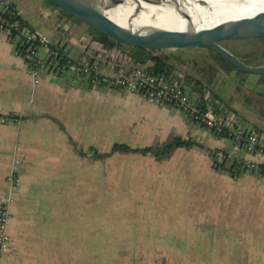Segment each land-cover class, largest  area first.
Instances as JSON below:
<instances>
[{"label": "crops", "instance_id": "obj_1", "mask_svg": "<svg viewBox=\"0 0 264 264\" xmlns=\"http://www.w3.org/2000/svg\"><path fill=\"white\" fill-rule=\"evenodd\" d=\"M52 12L61 13L55 6ZM58 16L57 25L69 28ZM71 42L74 55L90 50ZM262 85L264 77H257L251 103L217 100L264 131ZM1 116L9 119L0 120V205L6 203L11 214L3 264H264V171L241 176L257 175L260 182L230 181L214 168L212 152L245 153L184 112L125 88L93 86L47 69L36 83L1 31ZM173 136L198 145L178 147L163 159L139 152L97 154L116 142L145 147ZM111 158L118 161V189L133 191L132 197H92L87 177L99 170L95 189H108ZM253 158L264 163L263 155ZM243 190L239 197L216 196Z\"/></svg>", "mask_w": 264, "mask_h": 264}, {"label": "built area", "instance_id": "obj_2", "mask_svg": "<svg viewBox=\"0 0 264 264\" xmlns=\"http://www.w3.org/2000/svg\"><path fill=\"white\" fill-rule=\"evenodd\" d=\"M12 1L0 0V32H5L18 47V52L24 57L36 83L40 80L41 71L47 69L57 76L84 79L93 86L119 87L139 93L151 102L184 112L192 121L220 138L232 141L239 151L245 153V156H240L234 151L216 149L212 152L214 168L236 160H242L249 170L259 169L260 165L264 167V163L253 158L255 155L264 156V131L246 122L226 104L211 102L209 90L204 96L199 94L194 97L195 81H189L183 72H155L149 68L152 64H134L127 53L103 43H100L95 54L86 49L77 55L71 52L73 58L63 62L66 52L62 53L55 46L60 41L56 35L49 36L30 22L23 23L19 19L11 21L8 18L13 14L24 15L20 8L17 13L12 11ZM49 15L46 12V16ZM8 119L6 116L0 117L1 121ZM9 179L14 185L15 173ZM10 216L7 204H1L0 264H3V255L10 245Z\"/></svg>", "mask_w": 264, "mask_h": 264}, {"label": "rangeland", "instance_id": "obj_3", "mask_svg": "<svg viewBox=\"0 0 264 264\" xmlns=\"http://www.w3.org/2000/svg\"><path fill=\"white\" fill-rule=\"evenodd\" d=\"M19 4L25 8L27 15L32 19L35 25H37L44 33L49 36L60 37L63 42L69 44L75 41L74 46L77 49H83L89 46V53H94L100 47V43L94 39L89 27L79 21L75 24L73 19L61 17L70 22V27H65V23L61 22L60 26L57 25L56 19L59 17L58 14L54 13L53 5L48 0H18ZM46 12H51L50 16H46ZM88 34L87 38L83 39V35ZM67 40V41H66ZM73 44V43H72ZM223 44L234 54L241 55L244 61L251 62L250 64H261L264 63V40H243L235 39L223 42ZM123 52L127 53L124 48H119ZM99 51V50H98ZM82 52V51H81ZM158 53L166 54L169 59L173 62L177 70L183 72L185 75H190L201 82H203L205 89L211 91L210 98H221L231 104L233 102L251 103L253 98L250 96L254 92L255 85L257 83V77L259 75L240 73L230 69L226 65H222L220 61L215 57L211 50L207 48H164L159 49ZM264 86L262 85V88ZM196 97V94H194ZM117 159L111 158L109 160V174L108 178V189L97 188L100 182L99 170L94 169L93 174L87 177V181H92L94 189H92V197H108L110 200L124 199L132 197L131 190H119L117 187L118 175L117 172ZM104 180V179H103ZM221 182H226L223 177L220 179ZM230 181L239 182H260L261 178L257 175H246L240 179H234ZM247 191H220L222 197H230L233 194L236 196H243ZM216 193V191L214 192ZM213 193V194H214ZM242 194V195H241ZM213 196V195H211ZM117 207H109L110 213L116 212ZM132 208V207H130ZM115 211V212H114Z\"/></svg>", "mask_w": 264, "mask_h": 264}, {"label": "water", "instance_id": "obj_4", "mask_svg": "<svg viewBox=\"0 0 264 264\" xmlns=\"http://www.w3.org/2000/svg\"><path fill=\"white\" fill-rule=\"evenodd\" d=\"M48 1L67 16L119 43L147 49L207 48L236 72L264 76V63H247L223 44L235 39L264 40V14L248 15L243 19H226L200 28L176 29L155 25L121 24L107 13V10L114 6L98 0ZM143 1L160 4L165 0ZM184 14L187 16V12ZM138 15V11H133L129 20L133 22Z\"/></svg>", "mask_w": 264, "mask_h": 264}, {"label": "bare ground", "instance_id": "obj_5", "mask_svg": "<svg viewBox=\"0 0 264 264\" xmlns=\"http://www.w3.org/2000/svg\"><path fill=\"white\" fill-rule=\"evenodd\" d=\"M98 1L114 6L107 13L118 22L135 26L200 28L226 19H243L248 15L264 14V0H165L160 4L143 0ZM135 10L139 15L131 22L129 17Z\"/></svg>", "mask_w": 264, "mask_h": 264}, {"label": "trees", "instance_id": "obj_6", "mask_svg": "<svg viewBox=\"0 0 264 264\" xmlns=\"http://www.w3.org/2000/svg\"><path fill=\"white\" fill-rule=\"evenodd\" d=\"M10 7H11L12 11L17 13L19 6L15 1L11 2ZM61 14L67 18L73 19V18L67 16L63 12H61ZM8 18L11 21H13L15 19H19L23 23L24 22H26V23L30 22L24 15H21V14L20 15L13 14L12 16H9ZM73 20H75V19H73ZM75 21H77V20H75ZM89 30L91 31V34L93 35L94 39L103 43L105 46L124 48V50L127 52V54L132 58L134 64H147L149 62H152V65L149 66V68L155 72H164L167 70V71L173 73L177 70L176 67L174 66L173 62L169 59L168 55L158 53L159 49H147V48L125 45L123 43H119V42L115 41L114 39L93 30L90 27H89ZM55 46H57L62 53L66 52L65 53L66 57L63 59V62H68L69 60H71L73 58L71 56V48L68 46L67 42H63V40L60 39V41L57 44H55ZM68 47H69V49H68ZM66 48H67V51L65 50ZM17 50H18V47H17ZM211 52L220 61V63L226 67V65L223 63L221 58L216 53H214L213 51H211ZM94 54H95V52H94ZM235 55L238 56L239 58H241L242 60H244L241 55H237V54H235ZM246 62L251 63L249 61H246ZM186 78L189 81H192V80L195 81V84H196L195 89H197L202 96H204L206 94V89H205L203 82H201L200 80H198V79H196L190 75H186ZM216 101H218L216 98L211 99V102H213L214 104H216ZM10 117L15 118L16 116L11 115ZM194 145H198V143H196L193 139H186V138H183L181 136H173L167 141H163L161 143H157L154 145H148L145 147H132L130 144L125 143V142H116L109 152L97 153V154L99 157H106V156L112 155L113 153H115L117 151L139 152V153H142L144 155H148V154L154 155L157 159H163V158L170 157L172 155V153L174 152V150L178 147L191 148ZM200 145L203 146L202 144H200ZM216 169L229 174L234 179H237L246 173H260V172L264 171V167L262 165L259 166V169L249 170L245 166V164L242 160H236V161H234L232 163H228V164L227 163L220 164Z\"/></svg>", "mask_w": 264, "mask_h": 264}]
</instances>
